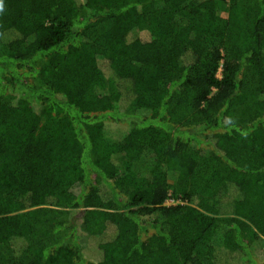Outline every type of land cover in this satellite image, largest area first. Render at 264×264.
<instances>
[{
    "label": "trees",
    "instance_id": "obj_1",
    "mask_svg": "<svg viewBox=\"0 0 264 264\" xmlns=\"http://www.w3.org/2000/svg\"><path fill=\"white\" fill-rule=\"evenodd\" d=\"M2 3L0 264H264V0Z\"/></svg>",
    "mask_w": 264,
    "mask_h": 264
},
{
    "label": "rangeland",
    "instance_id": "obj_2",
    "mask_svg": "<svg viewBox=\"0 0 264 264\" xmlns=\"http://www.w3.org/2000/svg\"><path fill=\"white\" fill-rule=\"evenodd\" d=\"M222 15H223V16H226L225 13H222ZM135 33H136V31H133L132 34L129 35V36H132V35H134ZM145 33H147L146 30L137 31V34H138L139 36L144 35ZM105 70H106V69H103V73H104L105 75H107ZM107 72H108V71H107ZM101 77H102V79H105V77H104L103 75H102ZM171 200H172V199L170 198V199H168L166 202H167V203H170Z\"/></svg>",
    "mask_w": 264,
    "mask_h": 264
},
{
    "label": "clouds",
    "instance_id": "obj_3",
    "mask_svg": "<svg viewBox=\"0 0 264 264\" xmlns=\"http://www.w3.org/2000/svg\"><path fill=\"white\" fill-rule=\"evenodd\" d=\"M3 8V3H2V0H0V10H2Z\"/></svg>",
    "mask_w": 264,
    "mask_h": 264
},
{
    "label": "built area",
    "instance_id": "obj_4",
    "mask_svg": "<svg viewBox=\"0 0 264 264\" xmlns=\"http://www.w3.org/2000/svg\"><path fill=\"white\" fill-rule=\"evenodd\" d=\"M218 75H219V72H218Z\"/></svg>",
    "mask_w": 264,
    "mask_h": 264
}]
</instances>
